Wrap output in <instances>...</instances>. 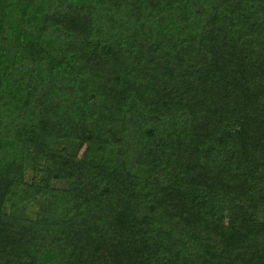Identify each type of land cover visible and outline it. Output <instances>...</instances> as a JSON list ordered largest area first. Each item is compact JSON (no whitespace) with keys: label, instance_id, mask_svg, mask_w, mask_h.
Wrapping results in <instances>:
<instances>
[{"label":"trees","instance_id":"16d2710c","mask_svg":"<svg viewBox=\"0 0 264 264\" xmlns=\"http://www.w3.org/2000/svg\"><path fill=\"white\" fill-rule=\"evenodd\" d=\"M0 264H264V0H0Z\"/></svg>","mask_w":264,"mask_h":264},{"label":"rangeland","instance_id":"374dc122","mask_svg":"<svg viewBox=\"0 0 264 264\" xmlns=\"http://www.w3.org/2000/svg\"><path fill=\"white\" fill-rule=\"evenodd\" d=\"M29 175H30V171L28 170L25 174V179H28ZM51 185L54 187L64 186V184L60 181H53ZM36 209H37V204L35 202L31 203V205L28 207L27 212H26L27 216L33 217Z\"/></svg>","mask_w":264,"mask_h":264}]
</instances>
